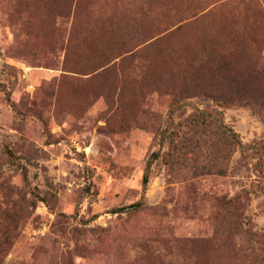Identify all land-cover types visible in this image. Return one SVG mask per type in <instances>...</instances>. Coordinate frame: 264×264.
Listing matches in <instances>:
<instances>
[{"label":"rangeland","instance_id":"1","mask_svg":"<svg viewBox=\"0 0 264 264\" xmlns=\"http://www.w3.org/2000/svg\"><path fill=\"white\" fill-rule=\"evenodd\" d=\"M260 147L264 0H0V264H264Z\"/></svg>","mask_w":264,"mask_h":264},{"label":"trees","instance_id":"2","mask_svg":"<svg viewBox=\"0 0 264 264\" xmlns=\"http://www.w3.org/2000/svg\"><path fill=\"white\" fill-rule=\"evenodd\" d=\"M202 119L203 120H207V119L209 120V119H212V116L208 112H203L202 113ZM215 119L218 120L217 118H215ZM223 129H224V132L227 134V136L232 141V151L233 152H237L239 150L242 152L243 155L247 154L249 152L251 146L244 144L242 142V140L240 139V136L238 135V133H236L234 131V129H230V128L226 127L225 125H224ZM260 148H263V147H260ZM155 159H157V154L153 155L152 161ZM150 168H151V162L148 165L147 173L144 175V179H143L144 185H147L149 183V174L148 173H149ZM143 205H144L143 203H136V204L131 205L129 207L119 209L118 212L132 211L134 209L142 207Z\"/></svg>","mask_w":264,"mask_h":264}]
</instances>
